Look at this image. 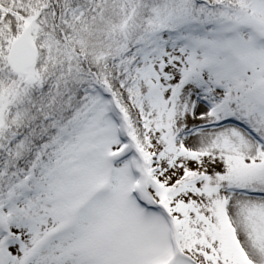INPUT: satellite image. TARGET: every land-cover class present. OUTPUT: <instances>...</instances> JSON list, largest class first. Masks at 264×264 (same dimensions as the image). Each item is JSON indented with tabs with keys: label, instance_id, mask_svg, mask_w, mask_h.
<instances>
[{
	"label": "snow or ice",
	"instance_id": "6c2138e0",
	"mask_svg": "<svg viewBox=\"0 0 264 264\" xmlns=\"http://www.w3.org/2000/svg\"><path fill=\"white\" fill-rule=\"evenodd\" d=\"M0 264H264V0H0Z\"/></svg>",
	"mask_w": 264,
	"mask_h": 264
}]
</instances>
